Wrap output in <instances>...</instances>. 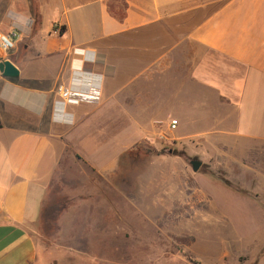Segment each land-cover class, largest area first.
<instances>
[{"label": "crops", "instance_id": "crops-1", "mask_svg": "<svg viewBox=\"0 0 264 264\" xmlns=\"http://www.w3.org/2000/svg\"><path fill=\"white\" fill-rule=\"evenodd\" d=\"M0 33L16 35L0 61L19 72L0 73V264H35L44 197L71 172L99 208L119 168L121 107L134 138L164 135L171 116L181 147L193 135L179 107L210 106L214 128L195 148L264 202V0H0ZM88 78L97 104L57 105L58 86L87 90ZM249 257L264 264V229Z\"/></svg>", "mask_w": 264, "mask_h": 264}, {"label": "rangeland", "instance_id": "rangeland-1", "mask_svg": "<svg viewBox=\"0 0 264 264\" xmlns=\"http://www.w3.org/2000/svg\"><path fill=\"white\" fill-rule=\"evenodd\" d=\"M45 18L41 30L47 33L51 25ZM174 105L169 109L176 113ZM209 107H179L189 117L186 133L193 135L181 147L169 128L164 135L134 138L129 108H118L120 155L113 188L104 185L102 200L93 195L100 203L95 209L82 202L87 201L81 195L82 172H71L76 179L56 181L35 224V264H254L256 257L249 254L264 229L259 214L264 202L258 188L230 182L213 165L214 156L195 148L214 128ZM194 160L201 162L196 172ZM93 211L106 215L95 219ZM98 220V225L87 224Z\"/></svg>", "mask_w": 264, "mask_h": 264}, {"label": "built area", "instance_id": "built-area-1", "mask_svg": "<svg viewBox=\"0 0 264 264\" xmlns=\"http://www.w3.org/2000/svg\"><path fill=\"white\" fill-rule=\"evenodd\" d=\"M53 32L57 33L59 32V27L57 25H54ZM16 35L14 34H2L0 33V48L4 52H10L15 48V42L10 38H15ZM78 83V81H77ZM86 84V87L88 85H91L93 83V80L91 78H88L87 80H84V82H80V84ZM83 85V84H82ZM89 88L87 90L84 89H72V88H65L64 86H58L57 92L59 94V100L57 101V105H59L60 108L66 106V105H78L82 103H93L97 104L99 102V88L88 86ZM177 126L176 120H171L169 123V128L171 130L175 129Z\"/></svg>", "mask_w": 264, "mask_h": 264}, {"label": "water", "instance_id": "water-1", "mask_svg": "<svg viewBox=\"0 0 264 264\" xmlns=\"http://www.w3.org/2000/svg\"><path fill=\"white\" fill-rule=\"evenodd\" d=\"M0 73L3 77L16 78L19 75L17 68L10 61H0ZM193 172H196L201 166V162L194 160L190 162Z\"/></svg>", "mask_w": 264, "mask_h": 264}, {"label": "trees", "instance_id": "trees-1", "mask_svg": "<svg viewBox=\"0 0 264 264\" xmlns=\"http://www.w3.org/2000/svg\"><path fill=\"white\" fill-rule=\"evenodd\" d=\"M109 12L117 20H120L121 21L124 18V13L121 10L120 11H116L114 9H109ZM0 127H1V124H0Z\"/></svg>", "mask_w": 264, "mask_h": 264}]
</instances>
